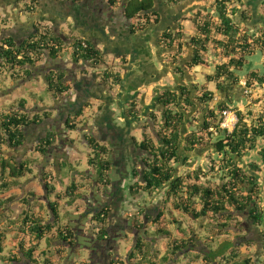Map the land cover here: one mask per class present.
I'll list each match as a JSON object with an SVG mask.
<instances>
[{
    "label": "rangeland",
    "instance_id": "rangeland-1",
    "mask_svg": "<svg viewBox=\"0 0 264 264\" xmlns=\"http://www.w3.org/2000/svg\"><path fill=\"white\" fill-rule=\"evenodd\" d=\"M90 1L93 0H78L76 2L71 0H37L36 2L34 0L38 4L36 9L27 13L25 11L26 5L32 3V0H0V40L9 33L21 42L30 30H36L35 28L43 30L45 27L61 37L62 35L64 37H81L79 31L76 30L73 19H68L65 15L71 13L79 15L80 12H83V5L86 6V4L91 3ZM115 1L113 6L109 4L108 0H99V3L105 9H108L111 15V22H109L122 32L124 29L122 26L125 24L130 26L131 21L123 15L122 5L124 0ZM156 1L158 6L163 9L164 0ZM170 1L173 2V0ZM262 1L234 0V3L229 6L230 10L236 9L231 14L234 23L245 29L253 37L258 34V28L262 27L260 24V18L263 17L264 19V3ZM212 2L213 0H184L181 2V6L176 7V16L181 17V19L175 28L180 24L184 29L183 49L181 52L176 50L175 64L170 59L173 57V48L176 49V46L172 45V49H167V51L171 50L169 53L163 52L161 56V61L164 63L161 65L163 68L159 71H151L150 74L154 78L152 77L151 81L147 79V82L138 86V93L134 98H137V108L142 112L134 118V123L130 126L132 134L138 142L146 136L153 144L157 145L159 138L154 133L155 130L152 126L146 125L144 127V124L147 122L148 117H151L152 121H156V125L162 122L163 106L161 103L155 104L156 93H161L165 89L177 92L179 96L176 110L180 111L183 117L178 140V155L181 159L172 163L175 168L174 174L175 176H182L185 183L196 181L198 177L202 183L216 187L225 183L226 174L224 170H217L216 166L221 160L222 154L216 150L214 143L225 132H217L212 127L203 129L204 115L207 114L209 109L216 110L221 102L228 104L231 109L229 114L234 113V109L242 111L248 123L251 122L253 115L260 116L264 113V87L255 85L252 89L243 88L245 76L250 70H262L264 57L258 50L252 56L247 57L242 70L235 71L239 77L237 83L223 78L222 81L228 85L225 90L217 88L216 81L208 78V75L214 73L218 64L226 61L221 48L215 49L210 45L207 52L204 53L205 62L203 64L188 65L192 58L189 39L197 34L192 19L196 17L198 12L201 13V16L209 14L215 17V12L211 8ZM169 5L173 4L170 3ZM253 6H255L254 11ZM32 23H34V28ZM158 23H152L147 28L151 26L158 27ZM54 28L56 29L55 32ZM216 38L221 39V36L216 35ZM65 41L70 47H67L59 58L54 61L43 59L41 64L31 68L32 72L29 75H25L24 71L18 68H16L15 75L5 68L0 72V110L7 111L8 106L12 104L18 107L19 101L25 99L30 117L34 114L43 115L46 111L51 112L50 118L24 130L25 143L22 147L10 148L3 146L6 157H11L15 161H28L32 172L25 173L23 177L19 178L17 186L0 193V198H11L5 210L0 213L3 215L0 216V226L7 233L3 244L4 254L6 257H12L15 254L19 258V260L13 262H4L0 259V264H35L17 253L16 245L20 241L24 242L25 248L35 245L34 257L40 261L48 257L51 264H131L128 253L134 244L133 237L142 234V230H148L151 233L143 235L145 240H155L151 253L153 254L154 250H158V253L157 256H153L151 259L156 261L157 264H202L201 259H198V262H193L197 252L189 248L182 251V253L178 252L171 261L166 263L161 261V257L167 251L170 242L174 238H181V232L175 228V225L170 223V219H172L169 213L170 210L174 211L173 216L175 215L184 223L185 233L189 236L191 235L190 227L195 229L199 237L205 238L204 242H210L211 239L207 235L212 236V233L204 231L200 223L193 221L190 215L182 214L174 209L172 199L166 200V185L151 194L140 190L136 193L130 191V185L141 183V175L144 169L142 162L145 157L138 155L134 157L133 164L130 163V165L136 166L135 173L128 179L124 178L120 182H115L117 174L115 167L111 165L108 179L114 182L111 181L108 186H103L97 180L98 173L95 171V167L88 163V158L94 155V149L87 140L89 137L84 135L89 130H93V126H91L93 124V114L84 110L81 113L82 116L75 119L77 127L67 129L65 127L67 105H65L64 96L54 99L52 94L47 91L43 78L44 73L50 68L71 72L86 64V72H89L90 66L87 64L93 62L81 59L79 64H72L75 63L71 54L72 41L69 38H66ZM93 64L101 73L106 68H112L114 72L120 74V78L124 77L126 70L124 60L113 58L112 61L106 63L102 61ZM155 64H161L157 58ZM177 66L181 67V72L173 68ZM106 81L110 83V87L107 86L108 91L114 90L115 93L117 83L107 79ZM181 85L189 90V100L190 102L193 101L189 105L182 102L186 95L181 94ZM205 90L213 92V99L200 103L197 97ZM150 110L153 116H150ZM47 131L56 134V141L55 145L48 148L47 153L43 155L36 151V144L41 137L45 136ZM192 133L201 138L202 144L196 145L192 150H185V137ZM93 139L95 143L105 147V153L101 154L103 157H107L119 167L122 166L121 157H109L110 151L107 141L100 143L97 142L95 137ZM263 144V139L258 138L256 146L252 150L241 157L234 156L233 158L240 167L256 177L258 184V198L256 200L264 212V166L261 165L259 155ZM186 158L187 160H185ZM126 159H128V162L131 161L130 157ZM251 162L260 164L261 170L258 172L252 171L249 167ZM212 165L215 166V170L210 169ZM126 166L129 167L127 163ZM72 181L77 185V189L82 191L79 192L80 195L74 198L69 197L65 192L66 187ZM46 183L53 185V189L48 188ZM50 203H57L56 209L61 217V223L73 228L71 231L75 236V245L70 246L68 242L70 240H67L66 232L63 233L65 237L67 236L65 240L61 236L58 237L56 230L47 232L42 239H37L33 232L27 230H25V233L21 232L19 228L20 221L27 209H29L28 214L41 216L48 219L49 223L58 221L56 216L52 214ZM102 209H108V211L107 215H102L105 218L104 222H99L95 219V216ZM161 211L164 214L160 220L171 231V236L154 239L152 233L158 225L154 224L151 218L148 219L145 216L155 217ZM234 218L241 222H248L245 217L240 215H234ZM141 222L144 223V229L135 226ZM104 225L107 233L100 238L98 233ZM252 229L256 232L260 229L264 233V215L261 224L256 225L255 228L252 227ZM242 231V229L233 228L230 230L229 235L234 242L238 243L239 240L236 236L243 234ZM221 235L225 237L226 233L224 232ZM49 236L53 238L50 241ZM243 241L241 240L240 246H238L241 253L249 255L247 257L255 264H264V247L262 243L250 241L248 246L244 245Z\"/></svg>",
    "mask_w": 264,
    "mask_h": 264
},
{
    "label": "trees",
    "instance_id": "trees-1",
    "mask_svg": "<svg viewBox=\"0 0 264 264\" xmlns=\"http://www.w3.org/2000/svg\"><path fill=\"white\" fill-rule=\"evenodd\" d=\"M76 2L78 0H71ZM155 0H124L122 5L124 17L131 21L129 26L132 32L144 30L148 25L158 23L160 20L157 11L153 10ZM184 0H173V3H181ZM113 6L115 0H108ZM234 0H213L211 8L215 12V17L205 14L200 15L198 12L196 17L192 19L197 34L190 37L189 45L192 48V58L188 65L195 66L205 62L204 53L207 52L210 45L217 49L221 48V52L226 58L221 64L215 67L212 75H208L209 80H215L217 88L225 90L228 85L222 80L229 79L234 83L239 81V77L235 71L242 70L246 64L247 57L252 56L255 51H259L264 57V25L258 28V34L253 37L249 35L245 29L238 27L231 14L236 9L230 10V5ZM264 3V0H263ZM37 3L32 0V3L26 5L25 11L32 12L36 9ZM36 29V33L28 38L17 41L14 36H4L0 40V72L7 69L15 75L16 68L24 71L25 75H29L34 68L42 63L43 59L54 61L70 47L66 44L65 39L68 36L61 37L53 33L51 29L45 27L43 30ZM183 33L182 25L178 24L175 30L167 29L162 34L165 45H175L177 52L183 49ZM216 35L221 36V39L216 38ZM72 60L79 62L81 59L90 61L95 64L102 62V55L89 40L83 37H72ZM67 72L65 70H54L50 68L44 73L43 78L49 91L54 98L63 97L71 85L68 81ZM105 79L111 82L118 83L120 74L114 72L112 68H106L103 71ZM255 85L264 87V61L262 70H250L245 76L243 88L252 89ZM181 94L184 96L182 102L191 104L188 94L189 90L186 87H180ZM178 93L165 89L161 92L158 103L163 106L162 124H160V133L158 135L159 143L157 145L147 138L139 143V148L148 154L144 158V169L141 175V183L130 185V191L133 193L144 191L149 194L156 192L158 189L166 185V200L172 199V205L175 210L182 214L190 215L193 221H198L204 231L212 233L209 237L210 242H204L205 238L199 237L193 227H190L191 235L185 233L184 223L175 217L174 211L170 210V223L175 225L176 229L181 232V238H174L168 245L167 251L161 257L162 262L173 260L178 252L191 249L196 253L193 262H198L201 259L202 264H253V261L242 254L233 243L229 232L231 229L239 227L242 223L234 218V215H240L246 219H252L256 224H261L263 221V209L256 200L258 197V184L255 176L245 171L234 160V156L241 157L248 151L252 150L257 143L258 138L264 141V113L260 116H252L251 122L245 120V115L239 109H234L237 121L232 131L220 127L223 111H230V107L226 102L218 104L217 109H209L204 115L203 129L212 127L217 132H225L224 135L217 141L214 146L217 151L222 154V158L217 163V170L225 171V183L221 186L212 187L202 183L198 177L196 181L185 183L182 176H175V168L172 165L178 162L181 158L178 155V140L180 137L179 129L182 123V113L176 110L178 103ZM200 103H205L213 99V92L205 90L198 97ZM27 101L21 99L18 107L14 104L9 105L7 111L0 110V193L9 190L19 184L18 179L23 177L25 173H31L30 163L26 160L15 161L11 157L4 155L3 146L10 148L22 147L25 143L24 130L32 125H38L43 120L51 117V112L46 111L43 115L34 114L32 117L27 112ZM220 115V116H219ZM67 129H75L77 127L74 117L68 116L65 120ZM92 148L94 149L93 156L88 158V163L95 167L98 173L97 180L103 186H108L110 180L108 173L111 169V161L101 154L105 153V147L99 143H95L90 137L87 138ZM56 134L52 131H47L45 136L39 139L36 144V151L45 155L48 148L55 145ZM186 148L192 150L196 145L202 144L201 138L195 133L185 137ZM261 165L264 166V144L259 151ZM187 160V158L185 159ZM183 159V161H185ZM261 165L255 162L249 163L252 171L258 172L261 170ZM97 169V170H96ZM210 169L215 170L212 165ZM47 187L51 190L53 185ZM69 197H76L79 192L74 181L65 189ZM11 198H0V213L5 210ZM57 203H50L52 214L56 216L58 221L49 223L48 219L34 214H28L25 210L20 221V230L25 233V230L33 232L37 239L45 237L47 232L52 230L57 231L58 237L61 236L70 240V246L75 245V236L72 234L73 228L61 223V217L56 209ZM108 209L99 211L95 219L99 222H104V217L107 215ZM163 211L155 217L146 215L145 218H151L152 222L158 225L152 233L154 239L158 237L171 236V231L166 228L160 220L163 217ZM2 217L3 215L0 214ZM139 229H144V223L141 222L135 225ZM64 230V231H63ZM67 233L65 237L63 233ZM226 233L223 237L221 234ZM107 233V229L102 227L99 230V237H103ZM151 234L148 230H142V234L133 237L134 244L128 253V258L131 259V264H157L151 258L157 256L158 250H154L152 254V245L155 240H145L143 235ZM7 237L6 230L0 226V259L4 262H13L19 260L18 256L13 254L12 257L4 254V241ZM49 236V241L52 240ZM198 241H202L207 248L204 252H199L194 247ZM17 253H20L25 259L39 264H51L48 257L42 261L34 257L35 245L25 248L24 242L20 241L17 245ZM137 263H136V261Z\"/></svg>",
    "mask_w": 264,
    "mask_h": 264
},
{
    "label": "flooded vegetation",
    "instance_id": "flooded-vegetation-1",
    "mask_svg": "<svg viewBox=\"0 0 264 264\" xmlns=\"http://www.w3.org/2000/svg\"><path fill=\"white\" fill-rule=\"evenodd\" d=\"M90 2L91 3L86 4V6L83 5V8H82L83 12H80L79 15L81 17L83 16L84 18L86 17V20L93 21L100 26L105 27L107 23H108L107 26H111V23H110L111 15L108 9L107 8L105 9V7L101 6L99 3V0H93ZM164 3L165 5L163 6L164 8L162 9L158 6L157 2L154 1L153 10L158 12L159 17L161 16V18H163V15L164 17L168 16L170 19V23L172 20V22L177 24L179 20L181 19V17L174 19V17H178L176 16L177 11L175 10H176V7L181 6L182 3H173L170 0H164ZM170 3H172L173 5H169ZM252 8L254 11L255 6H253ZM260 20H261L260 24L261 26H263L264 25L263 17H261ZM170 23L163 26V28H161V30L159 31V35H158L159 37H158L157 43L161 48H164V49H172V46L165 45L164 39L162 38V34L165 33L167 29H171V30L176 29V28H173V26ZM33 25L34 23H32V27L34 28ZM122 27L124 28L122 30L123 34L135 33V32H132L129 26L126 24ZM53 30L55 32L56 29L54 28ZM34 31L36 30H33V31L30 30L27 33V35H25L24 38H28L31 35L35 34L36 32ZM173 50H174V53L172 54L173 57H171L170 61H173V64H175L174 56L176 55L175 52L177 49L173 48ZM169 51L171 50H168L166 52L169 53ZM117 59L120 60V58H117ZM159 61H161L160 58L158 59V62ZM87 65L90 66L89 72H86V69H85L86 66L82 65L78 67V70H73L71 72L66 73L68 81L69 83H71V89L68 90V92L65 94L66 95L65 101L66 103H68V106H66V114H67V117L71 116V117H74L75 119L78 116L79 117L82 116L81 113H83L84 110L93 114L92 116L93 124L91 125L93 126V130H89L88 133H84V135L92 139L93 137H95L97 142H100V143L102 141H107L108 143L107 145H109L108 149L110 151L109 157H114V156L121 157L122 166L120 167L117 166L115 162L111 161V165L115 167V171L117 174V177H116L117 179H115L114 181L120 182L124 178L128 179L132 177V175L135 173L136 166L130 165V163L133 164L134 157H137V155L140 157H148V154L139 148V143L141 141L138 142L136 140L135 136L132 134V130L130 126V125H133L134 118H136L142 111L139 110V108H137L138 107L137 106L138 104L136 102L137 98L132 97V94H129V95L126 94L127 90L130 87L125 86L124 77H121L118 83L116 84V92L114 93L113 98H112L114 99V101H112L109 104V105L115 104L116 109H112L113 115H110L106 111V108H104L105 104H107L106 103L107 101L102 103V105L98 104V102H96L98 100H95L94 94L91 93L98 87H105L107 89V86L110 87V83L106 81L104 75H102V73L99 71L97 67H95L93 63H89ZM173 68L181 72L180 66L173 67ZM125 73H126V70H125ZM152 77L154 78V76L150 74L149 81H151ZM182 86L183 85H181V87ZM121 92H123L122 96H120ZM160 94H161L160 92L158 94L156 93L155 104H158ZM71 96H73V99L68 102V100L71 99ZM192 102L193 101H191V103ZM151 115L152 114L150 110V116ZM151 119H152L151 117H148V120L144 124V127L146 125L149 127L152 126V128L155 130L154 133H156V136H158L160 133V129H161L160 124H162V122L157 123L156 125V121H152ZM184 148L185 150H188L186 148V145L184 146ZM127 157L131 158L130 162H128V159H126ZM126 163L129 167L126 166ZM142 164L144 165V160ZM111 181L114 182L113 180ZM247 221L248 222L246 221L242 222L240 226L237 227V230H241V229L243 230L242 231L243 234L241 233L236 236L239 240L238 243L237 242H233V243L238 249H239L238 246H240L239 244L241 240H244L243 241L244 245H248L250 241H255V243L261 242L264 247V233L260 229L258 230V232L252 229V227L255 228V226L259 224H256L252 219H247ZM194 247L199 252H204V249H207L203 245V242L198 241V240H197V244ZM253 264H255V262Z\"/></svg>",
    "mask_w": 264,
    "mask_h": 264
},
{
    "label": "crops",
    "instance_id": "crops-1",
    "mask_svg": "<svg viewBox=\"0 0 264 264\" xmlns=\"http://www.w3.org/2000/svg\"><path fill=\"white\" fill-rule=\"evenodd\" d=\"M35 1L37 2V0ZM66 16L68 19H73L76 30L79 31V35L90 41L94 48L100 52L105 63L112 61L113 58H122V60L126 62L124 65V68H126L124 83L126 87H130L126 92L127 95L132 94V97H135L138 93L137 87L141 86L147 79H149L150 72L153 70L159 71L163 68L161 65L164 63L162 61H159L161 63L160 65H156L155 61L156 58L161 59L163 52L167 51V49L161 48L157 42L161 28L170 23L168 16L164 17L163 15V18L160 16L158 27L151 26L138 32L135 31V33L131 34H123V32L119 31L118 28L112 24V26H100L93 21L86 20V17H81L77 13L66 14L65 17ZM175 18L178 17H174V19ZM170 24L173 28L176 27V24L172 22V20ZM8 35L12 36L9 33L7 36ZM62 37L64 36L62 35ZM71 38L72 37H69V39ZM79 63L80 61L77 62V64ZM72 64H76V62ZM91 93L94 94V99L98 100L96 102H99V104L102 105V103L107 101L104 108H106V111L110 115H113L112 109H116L115 104H109L114 101V99H112L114 90L108 91L105 87H98ZM122 94L123 92L120 93V96H122ZM63 98L65 99L66 95H64ZM72 99L73 96H71V99L68 100V102ZM65 105L68 106V103Z\"/></svg>",
    "mask_w": 264,
    "mask_h": 264
},
{
    "label": "built area",
    "instance_id": "built-area-1",
    "mask_svg": "<svg viewBox=\"0 0 264 264\" xmlns=\"http://www.w3.org/2000/svg\"><path fill=\"white\" fill-rule=\"evenodd\" d=\"M229 113H230V111H223L222 112L223 118H222V121L220 122V127L224 128L228 131H232V129L234 128V125L236 123L237 117H236L235 113H231L234 116V119L231 122H229L228 121Z\"/></svg>",
    "mask_w": 264,
    "mask_h": 264
},
{
    "label": "bare ground",
    "instance_id": "bare-ground-1",
    "mask_svg": "<svg viewBox=\"0 0 264 264\" xmlns=\"http://www.w3.org/2000/svg\"><path fill=\"white\" fill-rule=\"evenodd\" d=\"M228 116V121L231 122L234 119V116L232 114H229Z\"/></svg>",
    "mask_w": 264,
    "mask_h": 264
}]
</instances>
